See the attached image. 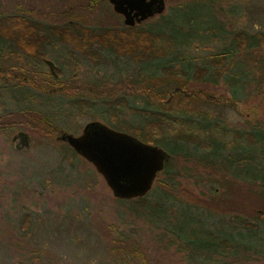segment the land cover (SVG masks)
<instances>
[{
  "label": "rangeland",
  "instance_id": "rangeland-1",
  "mask_svg": "<svg viewBox=\"0 0 264 264\" xmlns=\"http://www.w3.org/2000/svg\"><path fill=\"white\" fill-rule=\"evenodd\" d=\"M101 2V7H94L89 11V0H0V15L19 14L43 25H61L77 19L89 26H122V16L114 15L108 1ZM185 2L191 3L177 9L170 17L169 24L177 34L176 39L191 41L177 47L176 50L183 56L175 59L172 64L176 68H183L189 75L194 66L204 65L208 73L205 79L197 82L190 76L185 88L187 94L180 98H168L167 111L179 119L195 122L202 119L215 120L219 127L213 126L212 129L222 139L221 153L229 161L233 153L243 152L248 156L244 162H238L237 166L226 161L223 163L224 168L231 173L235 167L238 169L244 164L252 174L251 169L264 150L249 148L251 140L240 134L253 130L264 131V89H260L264 70L258 65L256 67L250 64L251 72L246 70L247 75L242 76V79L252 83L255 81V85L238 90L233 97L234 91L228 86L229 79L236 74L239 63L248 64L249 61L241 51L228 57L224 65H212L210 55L229 49L231 38L208 40L195 37L208 35L211 30L215 34H221L224 22L228 32L264 33V0H166L163 13L148 18L138 26L146 28L153 25L173 12L172 8ZM179 27L185 31L178 32ZM41 50L42 58L52 60L58 67V78L71 85L101 81L98 84L103 88L111 85L102 83L104 81H117L119 77L130 78L136 66L130 61L107 55L103 63L94 64L79 51L56 41L46 43ZM183 50L185 53L181 52ZM261 53L262 49L254 52L257 58ZM0 66H11L13 71L21 67L27 71L48 72L43 60L32 58L14 42L2 45ZM116 68L122 72L117 73ZM178 76L186 78L181 74ZM9 84L12 86L6 87L7 84L0 82V94L3 96L0 114L4 110H14L19 103L27 101L28 104L57 114L56 122L61 126L58 134L65 131L77 135L87 122L93 120L110 126L100 108H77L72 103L75 96L58 95L42 101L33 89L27 86L19 89L15 87V81ZM121 88L117 87L118 91L115 93L126 92L125 98L129 106H146V101L136 90L130 86L128 90ZM200 91L216 96L220 101L231 97L241 105L235 107L230 102L221 105L212 99H193L190 93ZM150 105L155 106L154 103ZM62 107H65L64 112L59 114ZM246 113L252 115V118L246 117ZM124 116L131 122L143 121V117L128 111ZM196 126V123L186 125L187 129H194ZM178 128L179 125L172 126L169 132L176 134ZM24 131L30 134L31 142L22 151L15 150L11 141L16 132L8 134L0 131V264H264V248L256 245L247 248L233 246L218 249L217 253L212 250L204 253L218 254L215 259H206V256L190 252V249L178 242V237H175L172 230L179 233L175 228L183 224L181 233L186 238L194 239L197 245L205 239V234L199 228L190 231L187 216H180L179 221L170 219L165 224L161 221L153 224V221L145 217L136 218L124 211L118 212L115 197L91 163L81 156L74 160L68 159L65 156L67 145L63 142L45 144L28 130ZM263 159L264 155L261 156V160ZM175 162L180 169L176 176V201L162 200L169 212L179 209L180 204L189 205L195 214L210 209L213 216H208L206 212L201 217L206 220V224L209 226L221 223L217 226V234L234 235L240 230L231 221L235 212L226 214L225 211L236 210V204L245 202L250 209L244 211V218L257 226L264 238V220L256 219L250 206L258 205L257 189L243 181L246 176L240 174L237 179L222 171L194 167L192 162L179 158ZM161 194L159 191V196ZM148 201L156 202V194L149 193ZM215 202L221 208L207 205ZM262 203L260 210L264 217V200ZM25 215H29V221H25ZM121 241H128L129 246L137 245L142 257L125 249ZM188 245L189 248L194 247L193 244Z\"/></svg>",
  "mask_w": 264,
  "mask_h": 264
},
{
  "label": "trees",
  "instance_id": "trees-1",
  "mask_svg": "<svg viewBox=\"0 0 264 264\" xmlns=\"http://www.w3.org/2000/svg\"><path fill=\"white\" fill-rule=\"evenodd\" d=\"M190 3H180L175 8H172L173 12L169 15L146 28L138 26L141 22L134 26H127L124 23L120 27L89 26L77 19L66 21L61 25H43L38 21L19 14L0 15V49L3 44L14 42L18 48L29 54V56L44 62L41 49L46 43L56 41L79 51L85 59L94 64L103 63L105 55H107L114 59L130 61L136 65L130 78L125 77L122 79L119 77L117 81H104L102 83L111 85L103 88L99 87L101 81H89L83 85H71L66 81L60 80L58 78L59 74L57 76L52 75L49 69L46 73L40 70L27 71L21 67L13 71L11 66H0V82L7 84L6 87H11L12 85H8V83L15 81V87L19 89L27 86L37 93L40 100H48L58 95L75 96L72 103H75L80 110L83 109L82 106L92 110L100 108L99 110L102 114H105L104 118L108 121L111 128L130 133L144 142L155 144L165 149L170 154V158L164 163L162 171L155 178L150 190L144 196L133 199L115 197L118 203L117 210L118 212L129 213L136 218L145 217L153 221V224L159 223V221L165 224L170 219L178 220L180 216H187L190 231H195L199 228L205 234V239L199 241L197 245L194 239L184 237L185 235L180 231L183 229L182 224L175 228L179 230H177L179 233H174L175 231L172 230L175 237H178V242L196 255L206 256V259L209 257L215 259L218 254L210 255L208 253L204 255V253L209 252V250L217 253L216 250L218 249L224 250L233 246L247 248V246L256 245L264 248V238L260 235L263 233L259 231L257 226L249 223L244 218V211L250 209L245 202L236 204V210H224L226 214L235 212L231 216V221L236 226H239L240 230L238 229L239 231L234 235L217 234V226L221 223L209 226L206 224V220L201 217L206 212L208 216H213L210 209L195 214L189 205L180 204L179 209L169 212L165 204H162V200L174 202L177 198L178 182L176 176L179 174L180 169L175 160L179 158L189 163L192 162L194 167L200 166L222 171L237 179L238 177L240 178V174L246 176H243L246 179H243V181L257 189L258 205H249L253 208L252 212L255 213L256 219L260 221L261 219L264 220L260 210L263 204L262 200H264V159L261 160L264 152L257 157V163L251 169L252 174L248 168L244 167V164L238 169L235 167L230 173L223 165L224 162L229 160L221 153L222 139L213 131V126L219 127L215 120L202 119V121L195 122L190 119H179L167 111L166 102L170 96L179 98L184 96L181 91L174 90L175 87L185 90L190 76L197 82L205 79L208 73V69L204 65L194 66L192 74L189 75L190 73H186L183 68H176L172 64L175 59H181V56H183L180 51L176 50L177 47L188 44L191 40L176 39L177 34L169 24V19L177 9L183 8ZM101 4V0H89L87 8L92 11L94 7H101ZM112 12L115 16H121L113 10ZM184 31V29L178 28V32L182 33ZM227 37L231 38L229 49L211 54L209 58L212 65L219 66L223 64L228 57L247 47V40L238 39H253L252 42H255V45L264 46L263 32H256L255 34H249L244 31L228 32L225 29V22L221 25V34H215L211 30L210 34L198 35L195 39L203 38L209 40L225 39ZM181 52L185 53L184 50ZM116 71L117 73L122 72L119 68H116ZM179 74L186 76V78H180ZM119 86L127 90L130 86L136 90L140 97H143L146 101V106L142 108L129 106L125 98L126 92L115 93V91H118L116 88ZM236 92L237 90L234 91V94L232 93L233 97ZM1 95L0 108L3 106L1 103L3 96ZM204 95L206 94L203 91L196 94L192 92L193 99L196 97V99L206 101ZM152 103L155 104L154 107H151L150 104ZM64 108L62 107L59 114H63ZM126 111L143 117V121L131 122L124 116ZM57 120L55 112L47 111L23 101L19 103L16 109L4 110L0 114V131L10 134L17 130H28L38 141L45 144L63 142L67 145L65 147V156L74 160L80 155L69 147L66 142L57 139L58 131L61 129V126H58L56 122ZM203 120H206V122H203ZM193 123H196L197 126L194 129H187L186 125H192ZM175 125H179V128L176 134H172L169 130ZM240 135L251 140L248 145L249 148L264 150V131L256 130L253 133L245 132ZM237 153H233L232 159L229 161L230 165L234 164L237 166L239 165L238 162H244L248 157L243 152ZM160 176H165V178L161 179ZM159 191L162 192L160 196ZM151 192L156 194V202L148 201V195ZM207 205L221 208L217 202ZM24 219L29 221V215H25ZM256 236H259L258 240L255 238ZM123 244L125 249L130 250L135 256L142 257V252L137 245L129 246L128 241H121V245ZM188 244H193L194 247L189 248ZM211 247H214V249H211ZM257 251L262 253L260 250ZM190 257L192 256L190 255ZM262 259L264 260V256Z\"/></svg>",
  "mask_w": 264,
  "mask_h": 264
},
{
  "label": "water",
  "instance_id": "water-1",
  "mask_svg": "<svg viewBox=\"0 0 264 264\" xmlns=\"http://www.w3.org/2000/svg\"><path fill=\"white\" fill-rule=\"evenodd\" d=\"M123 23L134 26L163 13L166 0H107ZM50 73L57 76L58 67L45 59ZM57 139L64 141L77 154L92 164L103 177L114 197L133 199L144 196L162 171L170 154L162 147L144 142L134 135L93 120L79 134L61 131ZM13 147L22 151L30 146L31 136L18 130L11 137Z\"/></svg>",
  "mask_w": 264,
  "mask_h": 264
},
{
  "label": "flooded vegetation",
  "instance_id": "flooded-vegetation-1",
  "mask_svg": "<svg viewBox=\"0 0 264 264\" xmlns=\"http://www.w3.org/2000/svg\"><path fill=\"white\" fill-rule=\"evenodd\" d=\"M238 40H247V43H248L247 47H245V49L241 50L242 52L241 51L240 52L242 53V55L245 56L246 60L249 61V62H248V64H246V63H241L240 64L239 63L237 65V72H235L236 74H233L231 76V78L229 79L228 86H229V88L233 89V91L241 90L244 87L250 86V85H253V84L255 85V81L252 83L251 81L242 79V76L247 75L246 72L250 71V67H249L250 64H253L256 67L258 65L259 68L264 70V46L255 45L254 44L255 42H252L253 39H238ZM257 49H262V53L259 55L260 56L259 58H257V55L254 54L255 50H257ZM224 63H223V65H224ZM245 66H247V67H245ZM260 89H264V77L262 78V83H260ZM174 90L181 91L183 94H187V93H185V90H183V89H181L179 87H175ZM190 94H192V93H190ZM190 94H188V95H190ZM204 96L207 97L206 98L207 100L212 99L215 103H220L221 105H225L226 102H230L231 104L235 105V107H238V105L240 104L236 100L231 99V97L228 98V99H224V100L220 101L219 98L216 97V96H209L207 94L204 95ZM171 97L172 96H170L169 98H171ZM251 116H250L249 113H246V117L252 118ZM255 131L253 130V131H250L249 133H253Z\"/></svg>",
  "mask_w": 264,
  "mask_h": 264
}]
</instances>
